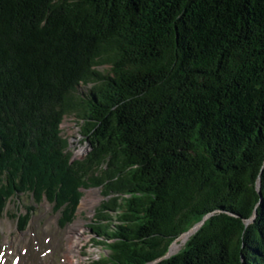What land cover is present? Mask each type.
Wrapping results in <instances>:
<instances>
[{
  "label": "trees",
  "instance_id": "obj_1",
  "mask_svg": "<svg viewBox=\"0 0 264 264\" xmlns=\"http://www.w3.org/2000/svg\"><path fill=\"white\" fill-rule=\"evenodd\" d=\"M92 186L89 264H264V0H0V211Z\"/></svg>",
  "mask_w": 264,
  "mask_h": 264
},
{
  "label": "rangeland",
  "instance_id": "obj_2",
  "mask_svg": "<svg viewBox=\"0 0 264 264\" xmlns=\"http://www.w3.org/2000/svg\"><path fill=\"white\" fill-rule=\"evenodd\" d=\"M99 69L107 71L109 66H99ZM84 87L78 89L82 91ZM62 129L63 136L70 140L74 158L85 157L90 143L85 142L80 133L78 119L74 115L65 116ZM80 190L82 197L76 216L68 224L60 220L63 212L57 211L48 200L35 204L33 198L25 194L9 200L5 209L0 211V264H89L98 259L105 250L96 247L90 224L106 197L97 186L81 187ZM31 206L35 209L29 222L20 227L19 217L15 215L27 213ZM75 235L80 237L81 245L72 256ZM187 241H177L181 245L177 252L186 246Z\"/></svg>",
  "mask_w": 264,
  "mask_h": 264
},
{
  "label": "water",
  "instance_id": "obj_3",
  "mask_svg": "<svg viewBox=\"0 0 264 264\" xmlns=\"http://www.w3.org/2000/svg\"><path fill=\"white\" fill-rule=\"evenodd\" d=\"M258 189L261 191V182L258 181V185H257ZM210 216V214H208L204 220H201L200 222L196 223L194 226H192L187 232H185L184 234H181L171 245V248L169 249L168 253H166L163 257H161L158 261L162 260L163 258L167 257H171L173 254L177 253V250H173L177 240L182 239L183 241H187L190 236L192 234H194L195 232H197L200 227L204 224L205 220ZM157 261V262H158ZM156 262H153L151 264H155Z\"/></svg>",
  "mask_w": 264,
  "mask_h": 264
},
{
  "label": "bare ground",
  "instance_id": "obj_4",
  "mask_svg": "<svg viewBox=\"0 0 264 264\" xmlns=\"http://www.w3.org/2000/svg\"><path fill=\"white\" fill-rule=\"evenodd\" d=\"M79 240H80V237L77 236V235H75V237H74V241H73V243H72V245H71V253H72V256L75 255V252H76L77 248L79 247V245H81V243H80ZM177 241H178V240H177ZM180 247H181L180 243L178 244V242H176V244H175L173 250H177V249H179ZM69 264H75V263H74V262H70Z\"/></svg>",
  "mask_w": 264,
  "mask_h": 264
}]
</instances>
